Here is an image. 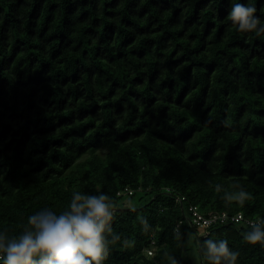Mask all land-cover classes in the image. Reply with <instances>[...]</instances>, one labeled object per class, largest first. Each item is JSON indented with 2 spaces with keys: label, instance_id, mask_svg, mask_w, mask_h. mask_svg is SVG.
Instances as JSON below:
<instances>
[{
  "label": "trees",
  "instance_id": "trees-1",
  "mask_svg": "<svg viewBox=\"0 0 264 264\" xmlns=\"http://www.w3.org/2000/svg\"><path fill=\"white\" fill-rule=\"evenodd\" d=\"M234 2L249 0H0V232L103 192L120 236L104 264H194L193 234L199 264L209 238L264 264L250 227L198 240L187 220L264 216V34L232 26ZM233 185L243 205L224 200Z\"/></svg>",
  "mask_w": 264,
  "mask_h": 264
},
{
  "label": "clouds",
  "instance_id": "clouds-1",
  "mask_svg": "<svg viewBox=\"0 0 264 264\" xmlns=\"http://www.w3.org/2000/svg\"><path fill=\"white\" fill-rule=\"evenodd\" d=\"M228 19L241 33L264 34V20L248 3L231 4ZM235 192H225L227 203L243 205L250 194L240 185ZM220 184L215 185L217 192ZM114 205L106 193L76 191L66 210L59 213L45 208L28 217V224L18 237L0 232V264H104L109 245L120 240L113 232ZM239 222V217H233ZM146 223V222H145ZM209 221H205V224ZM244 240L264 247V219L250 222ZM202 248L209 264H237L239 253L226 239H206ZM171 264H177L174 257Z\"/></svg>",
  "mask_w": 264,
  "mask_h": 264
},
{
  "label": "built area",
  "instance_id": "built-area-1",
  "mask_svg": "<svg viewBox=\"0 0 264 264\" xmlns=\"http://www.w3.org/2000/svg\"><path fill=\"white\" fill-rule=\"evenodd\" d=\"M134 191L127 188L121 192L118 193V196H131L133 195ZM183 200L184 198L180 201L181 205H183ZM233 217H239V222L234 221ZM264 219V216H259L257 218H251V217H246L242 213L239 214H229L226 212H210L208 214H203L199 207L197 206H190L188 208L187 212V220L190 223V225L195 229V230H201L203 233V236H208L210 234V229L214 227L215 225H226V224H239L243 225L246 227H250V222ZM205 221H209V223L205 224ZM182 224V223H180ZM180 224L177 226V230L180 227ZM155 246V241L152 240L150 248L146 251L149 256L154 255V250L153 247Z\"/></svg>",
  "mask_w": 264,
  "mask_h": 264
},
{
  "label": "rangeland",
  "instance_id": "rangeland-1",
  "mask_svg": "<svg viewBox=\"0 0 264 264\" xmlns=\"http://www.w3.org/2000/svg\"><path fill=\"white\" fill-rule=\"evenodd\" d=\"M128 201L130 202L131 207H139L144 203V201H139L138 196L135 199H129ZM198 232H201V230H198ZM193 236H194V234L190 235V237H189V248L194 253L193 254L194 264H199L198 260L196 259V251H195L196 247H195V244L193 242Z\"/></svg>",
  "mask_w": 264,
  "mask_h": 264
},
{
  "label": "water",
  "instance_id": "water-1",
  "mask_svg": "<svg viewBox=\"0 0 264 264\" xmlns=\"http://www.w3.org/2000/svg\"><path fill=\"white\" fill-rule=\"evenodd\" d=\"M193 231H194V233H195L197 239L199 240V236H198V234H197V232H196V230H195L194 228H193Z\"/></svg>",
  "mask_w": 264,
  "mask_h": 264
}]
</instances>
